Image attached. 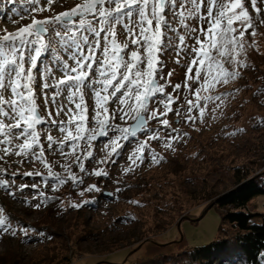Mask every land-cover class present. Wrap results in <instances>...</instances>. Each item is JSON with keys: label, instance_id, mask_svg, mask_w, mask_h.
Wrapping results in <instances>:
<instances>
[{"label": "rangeland", "instance_id": "obj_1", "mask_svg": "<svg viewBox=\"0 0 264 264\" xmlns=\"http://www.w3.org/2000/svg\"><path fill=\"white\" fill-rule=\"evenodd\" d=\"M88 1L0 0V212L26 225L0 230V262L174 258L218 236L221 208L205 207L237 169L264 172V88L245 58L264 54V0H100L59 20ZM250 9L258 30L202 62L209 30H244ZM246 207L264 212V196Z\"/></svg>", "mask_w": 264, "mask_h": 264}, {"label": "trees", "instance_id": "obj_2", "mask_svg": "<svg viewBox=\"0 0 264 264\" xmlns=\"http://www.w3.org/2000/svg\"><path fill=\"white\" fill-rule=\"evenodd\" d=\"M254 5V9H256ZM254 9H250L249 11L253 12ZM226 11L229 12L227 16H233L234 10L231 11V9H228ZM256 16L255 12H253V17L251 16V19L242 25V27L245 28L244 30L242 28H236V26L232 23H229L225 27V31L220 28L209 30L211 32V37L207 39V43L203 45V53H200V56H202V62L204 57H210L212 51L218 47L219 40L220 43H222L225 38L233 37L232 39H234L235 37L240 38L241 36H245L246 39H249L251 35L248 29L250 28L251 33H254V31H257L259 28L255 23ZM214 42L215 45H213ZM245 43H247L245 48L248 50L250 43L247 40H245ZM254 55L255 56H252L254 58L249 59L247 56L250 55L246 53L245 58L248 62H250V60L253 61L250 62V66L247 63V68L250 72L253 71L256 74V78L261 79L262 83L259 88H264V60L262 59L264 54L261 55L255 53ZM208 66L209 64L204 63L202 68L208 70ZM167 94L168 93L164 94L165 98L167 97ZM127 136L131 138L129 133H127ZM122 137L123 136H121V138ZM73 172L74 170H69L68 176H62L59 177V179L65 180L69 178ZM75 176V179H77L79 174L76 173ZM235 177V184L225 192L217 194L214 197V200L208 203L205 207L207 209L216 205L221 208V224L219 225V233L215 240L201 246L190 247V249L183 251L174 258L168 256H162L161 258H149L138 264H169L179 262L175 260L181 259L183 264H264V212L253 213L246 209L247 203L254 196H264V172L250 174L248 171H240L237 169ZM48 178L50 182L58 183L56 179H52L51 177ZM147 184H149L148 181L144 184V186ZM128 185H132L131 182ZM223 208H227L226 211H222ZM224 223H227L230 227L236 229L234 234L228 235L227 233H224V231L226 232V229H222V225ZM8 224H12L11 226L14 227H26V225H23L20 221L14 220L10 214H6L4 216L0 212V230L4 225ZM158 226L161 225L159 224ZM29 229L43 235L51 234L48 227L44 226H29ZM22 233H24V231H22ZM29 237H31L30 234H23V238ZM0 257L3 258L4 256ZM16 262V260L11 263H8V261H1L0 264H16Z\"/></svg>", "mask_w": 264, "mask_h": 264}, {"label": "water", "instance_id": "obj_3", "mask_svg": "<svg viewBox=\"0 0 264 264\" xmlns=\"http://www.w3.org/2000/svg\"><path fill=\"white\" fill-rule=\"evenodd\" d=\"M100 2V0H90L88 1L87 3H83L82 5L76 7V8H73V9H69V10H66L64 11L63 13H61L59 15V20L61 21H65V20H71L74 16L77 15V12H76V9L83 6L85 7L86 10H91V11H94L95 9V6ZM165 2L166 0H159V7H160V10H163L164 9V6H165ZM43 22H38V23H35L34 25V29L37 33H41L43 32L45 29L43 28ZM158 87V83H157V80L155 79H152L149 84H148V87H147V90H146V98L144 100L148 101V96L150 94H153L155 91H156V88ZM39 116L36 115L33 117V123L36 124L38 121H39ZM146 125V121H145V117L144 115L140 114L138 115L137 119L131 123L129 125V133L131 135H135L136 133H138L140 130H141V127ZM105 128V127H104ZM102 134H106V129H104V131H99L97 132V136H100Z\"/></svg>", "mask_w": 264, "mask_h": 264}, {"label": "bare ground", "instance_id": "obj_4", "mask_svg": "<svg viewBox=\"0 0 264 264\" xmlns=\"http://www.w3.org/2000/svg\"><path fill=\"white\" fill-rule=\"evenodd\" d=\"M9 81V80H8ZM10 82V81H9ZM1 83V82H0ZM41 88H39L37 91L43 92V90H49V87L53 88V85H48L46 84V82H44L43 80L40 81ZM3 86V88H9L8 86V82L6 81H2V83L0 84V88ZM5 229L4 227L1 228V230Z\"/></svg>", "mask_w": 264, "mask_h": 264}]
</instances>
